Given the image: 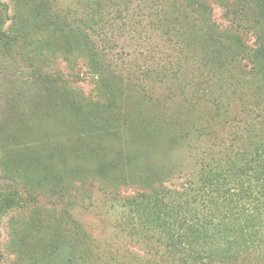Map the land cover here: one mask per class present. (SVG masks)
<instances>
[{
	"label": "trees",
	"instance_id": "obj_1",
	"mask_svg": "<svg viewBox=\"0 0 264 264\" xmlns=\"http://www.w3.org/2000/svg\"><path fill=\"white\" fill-rule=\"evenodd\" d=\"M169 1L79 0L81 12L68 22L79 34L77 41L51 20L33 21L21 37L35 47L33 58L59 55L71 65L79 51L87 54L95 68L94 99L103 111H113L128 89L141 95H134L137 104L141 99L171 115L177 100V108L200 121L187 138L194 168L180 187H165L163 172L153 178L147 170L129 178L141 186L122 198L118 226L130 239L160 264H264V24L239 5L233 9L232 0H189L188 12L197 22L190 27L179 1ZM214 7L223 9L221 17L232 28L244 25L252 43L220 56L222 47L229 46L228 32L216 21ZM151 32H157L158 43ZM127 34L141 56L135 67L124 59L130 52L118 44ZM14 41L6 32L0 35L2 48H11ZM122 66L134 70L116 72ZM70 93L86 98L72 88ZM236 99L241 106L232 113ZM107 120L113 129L121 127L119 117ZM12 194L17 189L5 195L9 204L15 200ZM55 245L51 237L44 250ZM22 246L23 252H15L24 255L26 264H37L34 244ZM81 246L72 264L89 259L86 245Z\"/></svg>",
	"mask_w": 264,
	"mask_h": 264
},
{
	"label": "rangeland",
	"instance_id": "obj_2",
	"mask_svg": "<svg viewBox=\"0 0 264 264\" xmlns=\"http://www.w3.org/2000/svg\"><path fill=\"white\" fill-rule=\"evenodd\" d=\"M178 1L180 11L189 15L187 25L196 27L189 0ZM232 1L233 9L239 5L264 24L261 0ZM81 8L79 0H0V35L15 39L9 49L0 46V264H26L24 255L15 252H23L26 241L35 246L37 264H72L81 244L89 250L86 264H160L118 226L122 198L141 187L129 178L147 170L153 178L163 172L165 187L174 189L194 168L187 138L200 121L177 108V100L169 115L141 99L137 104L134 95H141L127 89L113 111H103L94 99L95 68L87 54L79 51L71 65L59 55L32 57L35 47L22 39L29 25L51 20L77 41L79 34L68 22ZM222 11L213 9L228 32L229 46L222 47L220 56L229 49L239 52L254 39L244 25L232 28ZM147 24L142 18L140 25ZM149 35L159 42L157 32ZM131 43L127 34L118 44L130 52L124 59L135 67L141 56ZM126 67L116 72L134 70ZM71 88L86 98L73 96ZM240 106V100L232 101V113ZM114 115L121 120L118 129L108 125ZM15 189L9 204L4 197ZM51 237L55 248L44 250Z\"/></svg>",
	"mask_w": 264,
	"mask_h": 264
}]
</instances>
